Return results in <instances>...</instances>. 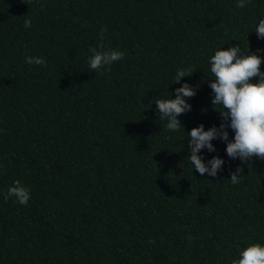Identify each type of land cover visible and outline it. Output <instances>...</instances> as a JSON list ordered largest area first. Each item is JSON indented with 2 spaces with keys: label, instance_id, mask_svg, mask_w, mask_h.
<instances>
[{
  "label": "trees",
  "instance_id": "obj_1",
  "mask_svg": "<svg viewBox=\"0 0 264 264\" xmlns=\"http://www.w3.org/2000/svg\"><path fill=\"white\" fill-rule=\"evenodd\" d=\"M261 15L264 0H0V190L16 179L31 190L26 205L0 195V264H230L264 241V160L232 184L240 161L217 139L201 151L223 170L201 175L186 133L221 121L208 83L217 47L249 42L264 56ZM100 43L125 55L91 70ZM184 81L196 92L171 132L152 100Z\"/></svg>",
  "mask_w": 264,
  "mask_h": 264
},
{
  "label": "clouds",
  "instance_id": "obj_2",
  "mask_svg": "<svg viewBox=\"0 0 264 264\" xmlns=\"http://www.w3.org/2000/svg\"><path fill=\"white\" fill-rule=\"evenodd\" d=\"M248 3L249 0H235V7L243 8ZM31 23V19L25 17L23 27L27 29ZM254 30L258 39H264V15L258 17ZM103 31L102 28L101 33ZM223 45L217 47L208 58L210 72L214 77L208 80L212 90L211 102L212 105L219 106L214 108L219 111L221 121L219 125L213 124L207 128L200 123L187 131V149L192 171L195 169L201 175L207 173L210 177H216L223 170L224 157L214 154L205 159L201 150L216 153L213 141H223L226 155L232 160L240 161L234 170H229L231 183L237 184L242 178V165L247 164L254 156L264 160V70L260 68L264 56L259 54V49L250 51L249 42L243 51L239 44H229L226 48ZM88 52L87 66L91 70H107L113 62L125 55L123 50L105 47L102 43L90 45ZM24 62L29 65L47 63L42 56L27 54ZM194 71L190 67L178 68L171 84L179 82L182 77ZM253 77H256L255 81ZM173 91L174 98L167 88V95L152 101L156 105L159 119L167 121L166 129L176 132L183 127L179 116L191 110L187 98L195 95L196 86L184 81ZM229 129L233 133L231 138ZM0 195L5 200L14 197L15 202L26 205L30 200L31 190L16 179L6 191L0 190ZM230 264H264V241H254L242 247L238 255L230 260Z\"/></svg>",
  "mask_w": 264,
  "mask_h": 264
}]
</instances>
